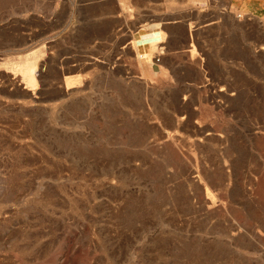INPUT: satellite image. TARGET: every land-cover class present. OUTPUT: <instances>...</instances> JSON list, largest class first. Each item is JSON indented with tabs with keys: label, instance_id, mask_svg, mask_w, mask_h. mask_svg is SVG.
I'll return each mask as SVG.
<instances>
[{
	"label": "rangeland",
	"instance_id": "obj_1",
	"mask_svg": "<svg viewBox=\"0 0 264 264\" xmlns=\"http://www.w3.org/2000/svg\"><path fill=\"white\" fill-rule=\"evenodd\" d=\"M0 264H264V0H0Z\"/></svg>",
	"mask_w": 264,
	"mask_h": 264
}]
</instances>
